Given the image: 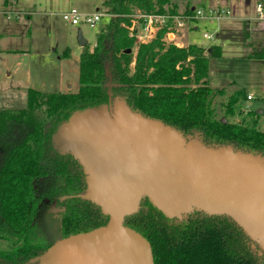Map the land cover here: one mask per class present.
<instances>
[{"label": "trees", "instance_id": "obj_1", "mask_svg": "<svg viewBox=\"0 0 264 264\" xmlns=\"http://www.w3.org/2000/svg\"><path fill=\"white\" fill-rule=\"evenodd\" d=\"M164 3L170 0H101L97 10L103 8L110 17L98 30L94 46H83L79 53L77 91L28 88L25 108L0 109V241L8 245L0 254L10 264L25 262L50 245L30 241L44 200L59 207L60 238L107 221L95 204L76 196L85 188L83 173L69 154L54 150L50 138L73 112L105 104L109 81L112 99H123L132 110L175 127L185 138L264 157L261 115L248 111L246 123L229 119L240 113L244 89L231 92L221 116L212 104L208 77L211 59L221 55L219 45H212L205 55L196 44L178 47L164 42L165 28L145 42L130 34L137 11L176 13L169 6L165 12ZM249 54L248 58L253 53ZM42 107L41 119L35 110ZM65 195L73 196L60 200ZM124 224L147 239L153 264H264V253L227 216L193 210L180 218L168 217L143 198Z\"/></svg>", "mask_w": 264, "mask_h": 264}, {"label": "water", "instance_id": "obj_2", "mask_svg": "<svg viewBox=\"0 0 264 264\" xmlns=\"http://www.w3.org/2000/svg\"><path fill=\"white\" fill-rule=\"evenodd\" d=\"M107 86L105 104L73 112L50 138L83 173L85 188L76 196L95 204L107 221L60 238L28 263L153 264L147 239L124 224L143 198L168 217L193 210L227 216L264 253V157L185 138L112 99L110 81Z\"/></svg>", "mask_w": 264, "mask_h": 264}, {"label": "rangeland", "instance_id": "obj_3", "mask_svg": "<svg viewBox=\"0 0 264 264\" xmlns=\"http://www.w3.org/2000/svg\"><path fill=\"white\" fill-rule=\"evenodd\" d=\"M100 1L16 0L14 4L15 0H0V109L25 108L28 88L47 93L77 91L78 59L83 42L91 49L98 30L108 17H103L98 28H91L86 24H70L62 18V13L72 7L91 13L98 9ZM248 2L251 11L254 10L255 0ZM223 4V0H170L169 4H163V10L166 12L169 6L176 13H182L192 6L221 7L225 6ZM99 10L104 11L103 8ZM229 10L230 16L221 18L213 27H206L214 33L212 40L201 37L202 25L197 33H190L188 39L197 45L221 46V55L211 59L208 77V84L214 91L212 104L217 115H222V104L231 92L242 87L252 98L244 100L240 113L229 116V119L246 123L250 118L246 115L248 111L261 109L262 112L257 114L261 115L258 123L262 124L264 22L255 18L232 20L233 10ZM27 12L30 14L26 15ZM64 52H68L67 55ZM249 53L253 54L248 59ZM204 54H208L206 49ZM43 110V107L35 110L41 119ZM60 214L55 201H42L30 232V241L49 245L59 240ZM7 246L6 242L0 241V249Z\"/></svg>", "mask_w": 264, "mask_h": 264}, {"label": "built area", "instance_id": "obj_4", "mask_svg": "<svg viewBox=\"0 0 264 264\" xmlns=\"http://www.w3.org/2000/svg\"><path fill=\"white\" fill-rule=\"evenodd\" d=\"M230 14L231 11L228 8L218 6H194L188 13L175 14L153 12L144 14L137 11L132 15L129 30L130 34L134 32L139 42H145L152 39L158 30L165 28L163 41L180 47L185 44L186 31L201 28L198 27L199 22H205L208 26H211L221 18L230 16ZM105 16L110 17V14L101 10L85 13L73 7L62 13V18L70 24H86L91 28H98ZM255 19L264 22V0H255ZM202 26L201 37L207 41L212 40L214 33L206 29L207 26ZM251 98V95L247 94L245 100Z\"/></svg>", "mask_w": 264, "mask_h": 264}, {"label": "crops", "instance_id": "obj_5", "mask_svg": "<svg viewBox=\"0 0 264 264\" xmlns=\"http://www.w3.org/2000/svg\"><path fill=\"white\" fill-rule=\"evenodd\" d=\"M243 1H244V3L242 1H240V0H231V2H230V0H223V3H224L223 5H225V6H221V7L233 10L232 11L233 14L231 16L233 18L232 20L237 19V20L240 21L241 19H246V20L254 19L255 18V15H254L255 14V7H254V10L251 11L252 7L249 5V2H248L249 0H243ZM216 2H218V0H216ZM15 3H16V0H15L14 4ZM206 6L207 5H205L203 7H206ZM209 6H212V5H209ZM193 7L194 6H192L191 8H193ZM218 7H220V5ZM27 14L29 15L30 12H27ZM7 17H9V15ZM201 25L208 26L205 22L204 23L203 22H199L198 23V27L201 26ZM214 25H215V23L213 25H211V26L213 27ZM198 31H199V29L186 31V35H185V39H184V41H185L184 45L193 44L192 42H189L188 36H189L190 33H193V32L197 33ZM198 46H201V47L205 48L207 51H209V49L211 50V46H204L202 44H200Z\"/></svg>", "mask_w": 264, "mask_h": 264}, {"label": "flooded vegetation", "instance_id": "obj_6", "mask_svg": "<svg viewBox=\"0 0 264 264\" xmlns=\"http://www.w3.org/2000/svg\"><path fill=\"white\" fill-rule=\"evenodd\" d=\"M4 250L5 249H0V253ZM28 261H29V259L25 262H21L20 264H30V263H28ZM0 264H10L9 260L7 258H5L4 256H2V254H0Z\"/></svg>", "mask_w": 264, "mask_h": 264}]
</instances>
